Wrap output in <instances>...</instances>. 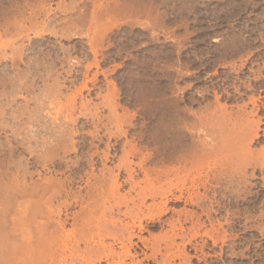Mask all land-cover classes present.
<instances>
[{"label":"rangeland","instance_id":"374dc122","mask_svg":"<svg viewBox=\"0 0 264 264\" xmlns=\"http://www.w3.org/2000/svg\"><path fill=\"white\" fill-rule=\"evenodd\" d=\"M263 162L264 0H0V264H264Z\"/></svg>","mask_w":264,"mask_h":264},{"label":"bare ground","instance_id":"6f19581e","mask_svg":"<svg viewBox=\"0 0 264 264\" xmlns=\"http://www.w3.org/2000/svg\"><path fill=\"white\" fill-rule=\"evenodd\" d=\"M25 32H26V31H25ZM15 53H16V52H15ZM14 58H15V57H14ZM12 59H13V58H12ZM17 60H18V59H17ZM18 66H19V65H18ZM57 84H58V83H57ZM163 102H164V101H163ZM252 103H253V102H252ZM209 107H210V106H209ZM218 107H219V106H218ZM167 108H168V107H167ZM172 109H173V108H172ZM174 110H175V109H174ZM24 111H25V110H24ZM223 111H224V110H223ZM223 113H224V112H223ZM36 117H37V116H36ZM229 117H230V116H229ZM219 119H220V118H219ZM161 120H162V119H161ZM229 120H230V119H229ZM194 122H195V121H194ZM219 122H220V121H219ZM167 123H168V122H167ZM196 124H197V123H196ZM211 124H212V123H211ZM229 124H230V123H229ZM192 125H193V124H192ZM198 126H199V125H198ZM205 126H206V125H205ZM221 126H222V125H221ZM205 128H206V127H205ZM225 128H226V127H225ZM227 128H228V127H227ZM170 129H171V128H170ZM193 129H194V128H193ZM184 134H185V133H184ZM196 134H197V133H196ZM213 134H214V133H213ZM206 135H207V134H206ZM213 136H214V135H213ZM169 138H170V137H169ZM209 138H210V137H209ZM57 139H58V138H57ZM174 139H175V138H174ZM189 141H190V140H189ZM225 143H226V142H225ZM57 144H58V143H57ZM57 144H56V145H57ZM70 144H71V143H70ZM227 144H228V143H227ZM193 145H194V144H193ZM66 146H67V145H66ZM216 146H217V145H216ZM52 147H53V146H52ZM71 147H72V146H71ZM189 147H190V146H189ZM202 147H203V146H202ZM199 149H201V148H199ZM162 150L164 151V149H162ZM190 150H191V149H190ZM190 150H189V151H190ZM216 150H218V149H216ZM165 151H166V150H165ZM225 151H226V150H225ZM227 151H228V150H227ZM192 152H193V151H192ZM208 152H209V151H208ZM210 152H211V151H210ZM216 152H217V151H216ZM231 152H232V151H231ZM203 153H204V152H203ZM206 153H207V152H206ZM163 154H164V153H163ZM209 154H210V153H209ZM226 154H227V153H226ZM236 154H237V153H236ZM204 155H205V153H204ZM187 156H188V155H187ZM182 157H183V156H182ZM189 157H190V156H189ZM222 157H223V156H222ZM196 158H197V157H196ZM217 158H218V157H217ZM175 159H176V158H175ZM184 159H185V158H184ZM169 160H170V159H169ZM171 160H172V159H171ZM194 160H195V159H194ZM184 161H185V160H184ZM210 161H211V159H210ZM171 162H172V161H171ZM197 162H198V161H197ZM200 162H201V161H200ZM169 163H170V162H169ZM184 163H185V162H184ZM263 163H264V162H263ZM263 163H262V165H263ZM197 165H198V164H197ZM201 165H202V164H201ZM221 165H222V164H221ZM161 166H162V165H161ZM198 166H199V165H198ZM192 167H194V165H192ZM217 167H218V166H217ZM126 169H127V168H126ZM193 169H194V168H193ZM195 169H198V167H196ZM188 171H189V170H188ZM190 171H191V170H190ZM201 171H202V170H201ZM163 172H164V171H163ZM167 172H168V171H167ZM167 172H166V174H168ZM174 172H175V171H174ZM176 172H178V171H176ZM185 172H186V170H185ZM193 172H194V171H193ZM218 172H219V171H218ZM171 174H174V173H171ZM176 174H177V173H176ZM220 174H221V173H220ZM126 175H127V174H126ZM177 175H178V174H177ZM177 175H176V176H177ZM176 176H175V177H176ZM220 176H222V175H220ZM166 177H167V176H166ZM166 177H165V178H166ZM187 177H188V176H187ZM193 177H194V176H193ZM177 179H178V178H177ZM183 179H184V178H183ZM129 180H131V179H129ZM180 181H183V180H180ZM162 182L165 183V181H162ZM169 182H170V181H169ZM184 182H185V181H184ZM188 182H189V181H188ZM157 183H158V182H157ZM174 183H175V182H174ZM179 183H180V182H179ZM182 183H183V182H182ZM161 185H162V184H161ZM171 185H172V184H171ZM171 185H170V186H171ZM173 185H174V184H173ZM176 185H177V184H176ZM132 186H133V185H132ZM135 186H136V185H135ZM115 187H116V186H115ZM101 188H102V187H101ZM151 188H152V187H151ZM180 188H181V187H180ZM170 189H171V188H170ZM175 189H176V188H175ZM185 189H186V188H185ZM91 190H92V189H91ZM130 190H131V189H130ZM176 190H177V189H176ZM94 191H95V190H94ZM142 191H143V190H142ZM95 192H96V191H95ZM114 192H115V191H114ZM137 192H138V191H137ZM153 192H154V191H153ZM164 192H165V191H164ZM23 193H24V192H23ZM90 193H91V192H90ZM20 194H22V193H20ZM140 194H141V193H140ZM169 194H170V192H169ZM86 195H87V194H86ZM163 195H164V194H163ZM171 195H172V194H171ZM188 195H189V194H188ZM179 196H180V195H179ZM146 197H147V196H146ZM159 198H160V197H159ZM164 198H165V197H164ZM176 198L179 199V197H176ZM176 198H175V199H176ZM94 199H96V198H94ZM172 199H173V198H172ZM164 201H165V200H164ZM92 203H93V202H92ZM137 207H138V206H137ZM160 208H161V207H160ZM85 211H86V210H85ZM164 212H165V211H164ZM30 216H31V215H30ZM20 217H21V216H20ZM23 217H24V216H23ZM23 217H22V218H23ZM30 218H31V217H30ZM33 219H34V218H33ZM33 219H32V220H33ZM86 219H87V218H86ZM16 220H18V219H16ZM21 220H22V219H20V221H21ZM24 220H25V218H24ZM26 220H27V219H26ZM32 220H31V221H32ZM16 222H17V221H16ZM16 222H13V223H14L13 226L15 225ZM23 222H24V221L22 220V224L24 225L25 223H23ZM84 222H85V221H84ZM101 222H102V221H101ZM17 223H18V222H17ZM26 224H27V223H26ZM29 224H31V223H29ZM111 224H112V223H111ZM20 225H21V224H20ZM27 225H28V224H27ZM15 226H16V225H15ZM30 226H31V225H30ZM18 227H19V225H18ZM22 227H23V226H22ZM59 227H60V226H59ZM19 228H20V227H19ZM23 228H24V227H23ZM29 228H30V227H29ZM34 228H35V225H34ZM24 229H25V228H24ZM24 229H23V230H24ZM41 229H42V228H41ZM173 229H174V228H173ZM14 230H15V229H14ZM18 230H20V229H18ZM23 230H22V231H23ZM20 231H21V230H20ZM24 231H26V229H25ZM17 232H18V231H17ZM29 232H30V231H29ZM26 233H27V232H26ZM28 234H29V233H28ZM22 235H23V232L21 233V237H22ZM25 235L28 237V235L24 233V237H26ZM29 235H31V233H30ZM33 235H34V232H33ZM113 235H114V234H113ZM127 235H129V234H127ZM131 235H132V234H131ZM131 235H130V236H131ZM110 236H111V235H110ZM130 236H128V238H129ZM132 236H133V235H132ZM17 237H18V236H17ZM24 237H23V239L26 240L27 237H26V238H24ZM38 237L40 238L39 235H38ZM72 237H73V236H72ZM105 237H106V236H105ZM111 237H112V236H111ZM160 237H161V236H160ZM28 238H29V237H28ZM35 238H36V236L34 237V239H35ZM45 238H46V237H45ZM101 238H102V237H101ZM128 238H126V239H128ZM131 238H132V237L129 238L130 241H131ZM126 239H125V240H126ZM17 240H18V239H17ZM24 240H23V241H24ZM28 240H30V239H28ZM31 240H32V239H31ZM43 240H44V238H43ZM67 240H68V239H67ZM122 240H123V239H122ZM20 241H21V240H20ZM23 241H22V242H23ZM34 241H35V240H34ZM37 241H38V243H39V240H37ZM40 241H41V240H40ZM64 241H65V240H64ZM144 241H145V240H144ZM18 242H19V240H18ZM29 242H30V241H29ZM29 242H28V243H29ZM31 242H33V241H31ZM35 242H36V241H35ZM67 242H69V241H67ZM126 242H127V241H126ZM128 242H129V241H128ZM23 243H24V242H23ZM23 243H22V244H23ZM28 243H26V245H27ZM36 243H37V242H36ZM43 243H44V242H43ZM43 243H42V244H43ZM129 243H130V242H129ZM22 244H21V245H22ZM24 244H25V243H24ZM24 244H23V245H24ZM45 244H47V242H46ZM76 244H77V241H76ZM19 245H20V244H19ZM26 245L24 246L25 248H24L23 246H21L22 249L25 250V249L30 248V246H29L28 248H26V247H27ZM29 245H30V243H29ZM31 245H32V246H31V250H32L34 247H33V244H31ZM34 245H35V244H34ZM130 245H131V244H130ZM13 246H14V244H13ZM17 246H18V245H17ZM17 246H16V247H17ZM37 246H38V244L36 245V247H37ZM45 246L47 247L48 245H45ZM14 247H15V246H14ZM16 247H15V248H16ZM19 247H20V246H19ZM40 247H41V246H40ZM40 247H39V248H40ZM15 248H14V249H15ZM41 248H42V247H41ZM48 248H49V247H48ZM9 249H10V248H9ZM17 249H18V247H17ZM20 249H21V248H19L18 250H20ZM45 249H46V248H45ZM11 250H12V249H11ZM18 250H17V251H18ZM24 250H23V253H24ZM28 250H29V249H28ZM36 250H37V249H36ZM46 250H48V249H46ZM73 250H74V249H73ZM126 250H127V249H126ZM21 251H22V250H21ZM42 251H43V250H42ZM50 251H51V250H49V252H50ZM52 251H53V250H52ZM26 252L29 253V251H26ZM26 252H25V253H26ZM32 252H33V251H32ZM44 252H45V251H44ZM53 252H54V251H53ZM108 252H109V249H108ZM110 252H111V251H110ZM127 252H129V251H127ZM25 253H24V254H25ZM27 253H26V255H27ZM37 253H38V251H37ZM41 253H42V252H41ZM111 253H112V252H111ZM111 253H108V254H106V255L108 256V255L111 254ZM183 253H184V252H183ZM24 254L21 255V256L24 257ZM38 254H39V253H38ZM18 255H19V254H18ZM18 255H17V256H18ZM26 255H25V258H27ZM34 255H35V254H34ZM34 255H33V257H34ZM41 255H42V254H41ZM71 255H72V254H71ZM71 255H70V257H71ZM106 255H105V257H107ZM128 255H129V253H128ZM152 255H153V254H152ZM15 256H16V255H15ZM15 256H14V257H15ZM30 256H31V255H30ZM47 256H48V255H47ZM49 256H50V255H49ZM153 256H154V255H153ZM28 257H29V255H28ZM33 257H32V258H33ZM38 257H39V256H38ZM30 258H31V257H29V259H30ZM107 258H108V257H107ZM34 259H35V258H34ZM37 259H38V258H37ZM105 259H106V258H105ZM13 260H14V259H13ZM26 260H28V258H27ZM26 260H25V261H26ZM31 260H32V259H31ZM106 260H107V259H106ZM22 261H23V260H22ZM42 261H43V260H42ZM12 262H13V261H12ZM53 262H54V261H53ZM19 263H21V262H19ZM25 263H26V262H25ZM25 263H24V264H25ZM31 263H32V262H31ZM39 263H40V262H39ZM59 263H60V262H59ZM87 263H88V262H87ZM10 264H11V263H10ZM13 264H14V263H13ZM17 264H18V263H17ZM27 264H28V263H27ZM37 264H38V263H37Z\"/></svg>","mask_w":264,"mask_h":264}]
</instances>
